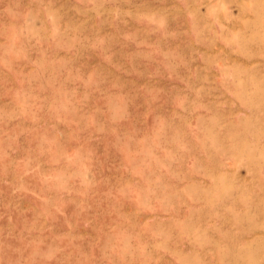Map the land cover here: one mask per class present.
<instances>
[{"label": "rangeland", "instance_id": "1", "mask_svg": "<svg viewBox=\"0 0 264 264\" xmlns=\"http://www.w3.org/2000/svg\"><path fill=\"white\" fill-rule=\"evenodd\" d=\"M0 264H264V0H0Z\"/></svg>", "mask_w": 264, "mask_h": 264}]
</instances>
